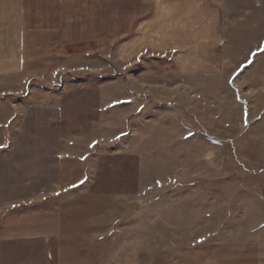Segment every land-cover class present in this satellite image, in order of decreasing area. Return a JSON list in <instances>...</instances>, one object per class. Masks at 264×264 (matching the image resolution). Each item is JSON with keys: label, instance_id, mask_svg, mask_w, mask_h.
<instances>
[{"label": "rangeland", "instance_id": "obj_1", "mask_svg": "<svg viewBox=\"0 0 264 264\" xmlns=\"http://www.w3.org/2000/svg\"><path fill=\"white\" fill-rule=\"evenodd\" d=\"M23 3L0 90L57 112L59 191L3 205L0 264H264V0Z\"/></svg>", "mask_w": 264, "mask_h": 264}, {"label": "crops", "instance_id": "obj_2", "mask_svg": "<svg viewBox=\"0 0 264 264\" xmlns=\"http://www.w3.org/2000/svg\"><path fill=\"white\" fill-rule=\"evenodd\" d=\"M23 2L24 0H0V77L21 71L24 66ZM172 43L175 46L169 48L176 47L178 59L180 54L186 51L185 43L184 41ZM147 45L150 46L149 43ZM181 59L185 64L189 63L190 58L185 56ZM7 90H0L1 212L4 211L3 205L13 199L29 200L41 198L48 193H58L60 179L57 112L54 110L47 112V109L41 107H29L22 111L16 104L12 102L9 104L10 100L6 95L8 92L18 91ZM27 97L24 96L25 101L28 100ZM16 120H20V125H16L18 130H13L12 124ZM18 229L22 230L21 227ZM16 237L27 240L28 235ZM29 237L38 239L40 236L34 234Z\"/></svg>", "mask_w": 264, "mask_h": 264}, {"label": "snow or ice", "instance_id": "obj_3", "mask_svg": "<svg viewBox=\"0 0 264 264\" xmlns=\"http://www.w3.org/2000/svg\"><path fill=\"white\" fill-rule=\"evenodd\" d=\"M253 55H255V54H253ZM250 63H251V61H249ZM116 103H118V102H116Z\"/></svg>", "mask_w": 264, "mask_h": 264}]
</instances>
